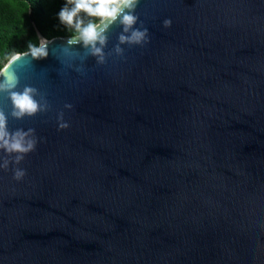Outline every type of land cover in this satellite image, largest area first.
<instances>
[{
	"label": "water",
	"instance_id": "1",
	"mask_svg": "<svg viewBox=\"0 0 264 264\" xmlns=\"http://www.w3.org/2000/svg\"><path fill=\"white\" fill-rule=\"evenodd\" d=\"M135 11L123 57L114 24L104 64L71 36L13 64L52 107L8 119L38 142L0 169V264H264V0Z\"/></svg>",
	"mask_w": 264,
	"mask_h": 264
},
{
	"label": "clouds",
	"instance_id": "2",
	"mask_svg": "<svg viewBox=\"0 0 264 264\" xmlns=\"http://www.w3.org/2000/svg\"><path fill=\"white\" fill-rule=\"evenodd\" d=\"M138 4L139 0H66L58 17L60 23L67 29L74 30L67 44L69 46L73 42L82 44L88 55L94 56L98 64H104L106 56L111 54L105 53L104 49L108 44V32L114 24L122 26L118 43L112 49L117 56H124L125 49L121 45L147 44L150 40L149 30L143 26V21H139L136 14ZM84 16L90 19L85 22ZM138 21L141 25L139 28L135 27ZM171 24L170 18L163 21L165 28ZM48 43L50 41L43 37L39 38L38 46L29 43V50L23 56L30 55L31 60L47 58ZM21 57L19 53L12 55L0 68V94H6L11 101L10 112L5 113L3 108H0V151L4 153L0 155V169L3 170H8L10 163L14 166L19 165L26 154L35 151L38 142L33 128L9 130L7 126L9 117L20 120L48 112L52 107L46 96L36 87L29 85H24L22 89L19 87L20 75L12 66ZM64 107L71 109L73 106L65 104ZM57 121L59 129L69 127L64 121L63 111L58 113ZM13 171V178L18 181L26 175V170L20 167H14Z\"/></svg>",
	"mask_w": 264,
	"mask_h": 264
},
{
	"label": "trees",
	"instance_id": "3",
	"mask_svg": "<svg viewBox=\"0 0 264 264\" xmlns=\"http://www.w3.org/2000/svg\"><path fill=\"white\" fill-rule=\"evenodd\" d=\"M66 0H0V68L15 53L37 45L40 33L47 39L70 37L74 30L60 23L58 13ZM84 15L83 13L81 14ZM85 22L90 19L84 16Z\"/></svg>",
	"mask_w": 264,
	"mask_h": 264
},
{
	"label": "rangeland",
	"instance_id": "4",
	"mask_svg": "<svg viewBox=\"0 0 264 264\" xmlns=\"http://www.w3.org/2000/svg\"><path fill=\"white\" fill-rule=\"evenodd\" d=\"M39 44V43H38Z\"/></svg>",
	"mask_w": 264,
	"mask_h": 264
}]
</instances>
